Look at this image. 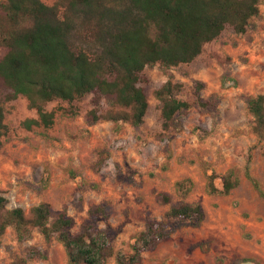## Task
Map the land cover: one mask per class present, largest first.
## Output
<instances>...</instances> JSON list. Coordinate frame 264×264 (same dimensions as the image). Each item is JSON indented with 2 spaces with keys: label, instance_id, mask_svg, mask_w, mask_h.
Instances as JSON below:
<instances>
[{
  "label": "rangeland",
  "instance_id": "1",
  "mask_svg": "<svg viewBox=\"0 0 264 264\" xmlns=\"http://www.w3.org/2000/svg\"><path fill=\"white\" fill-rule=\"evenodd\" d=\"M52 6L59 0H41ZM246 32L226 26L188 64L171 69L146 67L138 85L148 107L143 123L91 121L92 95L68 103L54 100L45 110L54 113L50 128L22 126L36 119L27 100L8 99L0 86L7 131L0 138V196L8 208L30 210L47 203L50 220L65 214L73 220L69 233L79 234L92 223L106 231L114 252L131 253L147 220L165 223L168 239L143 252L135 264H264V199L245 178V167L264 192V156L256 141L247 103L264 97V0ZM7 50L0 47V59ZM177 84L175 97L189 104L162 129L161 102L154 93L165 82ZM201 103H206L202 106ZM101 101L98 114L112 112ZM232 172L238 185L227 195L208 191L210 176L218 190ZM185 183L186 192L176 189ZM171 203L162 205L158 193ZM200 205L203 221L194 225L167 216L172 206ZM103 206L108 216H90ZM68 264L63 246L46 241L32 228L18 240L8 228L1 238L0 264ZM106 264H116L109 258Z\"/></svg>",
  "mask_w": 264,
  "mask_h": 264
},
{
  "label": "trees",
  "instance_id": "2",
  "mask_svg": "<svg viewBox=\"0 0 264 264\" xmlns=\"http://www.w3.org/2000/svg\"><path fill=\"white\" fill-rule=\"evenodd\" d=\"M259 13L258 0H59L52 6L41 0L0 1V47L7 50L0 59V86L8 99L24 97L36 119L22 126L45 129L54 124V113L45 110L48 103H68L92 95L91 121L100 118L112 122L143 123L148 103L138 85L146 67L158 65L171 69L195 60L204 46L216 40L226 26L243 35L249 21ZM179 86L165 82L154 93L161 102L162 129L175 124V116L189 108L175 97ZM106 101L112 112L101 116L98 107ZM206 106V103H201ZM256 141L262 144L264 156V97L258 95L247 103ZM4 110L0 104V138L7 131ZM248 179L258 195L264 192L249 174ZM210 176L208 191L227 195L238 185L232 172L222 178L218 190ZM185 183L176 189L186 192ZM162 205L171 203L167 193H158ZM0 196V244L8 228L18 240L25 239L32 228L49 241L52 237L63 246L68 264H106L114 257L116 264H135L143 252L155 249L170 236L162 221L147 220L135 238L131 253L114 252L106 231L92 223L72 236L73 220L65 214L50 220V207L41 203L25 216L21 208H8ZM108 216L103 206L90 211V216ZM167 216L199 225L204 218L200 205L179 204L170 207ZM13 264H26L23 259Z\"/></svg>",
  "mask_w": 264,
  "mask_h": 264
},
{
  "label": "crops",
  "instance_id": "3",
  "mask_svg": "<svg viewBox=\"0 0 264 264\" xmlns=\"http://www.w3.org/2000/svg\"><path fill=\"white\" fill-rule=\"evenodd\" d=\"M1 1V0H0Z\"/></svg>",
  "mask_w": 264,
  "mask_h": 264
}]
</instances>
